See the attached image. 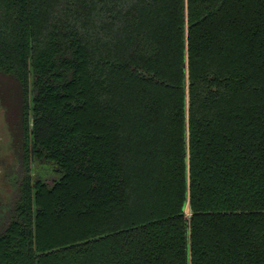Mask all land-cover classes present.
Returning <instances> with one entry per match:
<instances>
[{"label": "trees", "instance_id": "1", "mask_svg": "<svg viewBox=\"0 0 264 264\" xmlns=\"http://www.w3.org/2000/svg\"><path fill=\"white\" fill-rule=\"evenodd\" d=\"M0 79V264H264V0H0Z\"/></svg>", "mask_w": 264, "mask_h": 264}, {"label": "rangeland", "instance_id": "2", "mask_svg": "<svg viewBox=\"0 0 264 264\" xmlns=\"http://www.w3.org/2000/svg\"><path fill=\"white\" fill-rule=\"evenodd\" d=\"M11 84H12L11 81L3 82L0 79V91L9 90L11 87L10 86ZM14 101L12 103V105H14V106L7 107L5 104L2 103L1 98H0V136L3 133L1 125H3L2 122L4 121V117L8 116V118H9L8 121H11V122L16 121L15 124L18 123L17 122L18 110L16 109ZM11 108L12 109L15 108L12 111L13 114L10 111ZM41 169L37 168V171H42ZM14 172H18V168H16ZM14 172L9 171V172L4 173L3 176H1L2 177V183H1V187H0V206H1L0 207V224H2L3 217L8 213V211L11 207L12 199L16 193V190H15L16 185L15 184H16L17 176ZM47 178H48V183L50 184V182L52 181V176L48 175Z\"/></svg>", "mask_w": 264, "mask_h": 264}, {"label": "water", "instance_id": "3", "mask_svg": "<svg viewBox=\"0 0 264 264\" xmlns=\"http://www.w3.org/2000/svg\"><path fill=\"white\" fill-rule=\"evenodd\" d=\"M33 121L32 119L30 120V126H31V136L33 135ZM32 152H33V143L31 144V155H32Z\"/></svg>", "mask_w": 264, "mask_h": 264}]
</instances>
